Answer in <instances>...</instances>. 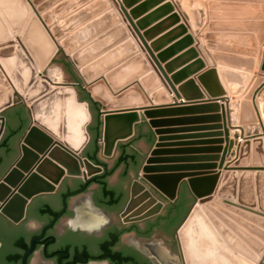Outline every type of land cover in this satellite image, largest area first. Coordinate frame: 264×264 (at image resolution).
Masks as SVG:
<instances>
[{
  "label": "water",
  "instance_id": "obj_1",
  "mask_svg": "<svg viewBox=\"0 0 264 264\" xmlns=\"http://www.w3.org/2000/svg\"><path fill=\"white\" fill-rule=\"evenodd\" d=\"M110 1L130 31L134 42L132 59H138L142 66L132 75L135 76L132 80L138 78L144 68L150 67L151 70L149 76L139 77L126 87H123L127 83L121 80L117 69L103 72L105 67L111 66V55L119 46L106 53L100 63H86L89 57L80 61L78 50L68 37L61 38L57 43L54 41L63 32L56 28L47 30L46 24L33 11L32 3L28 0H0V133L4 125V112L8 108L22 104L27 113V125L20 135L19 151L0 176V215L17 223L25 217L28 207L26 219L17 226L0 216V264H28L30 253L32 249L37 250V246H41L39 264H224L214 261V251L218 250L211 247L214 237H219L224 247L240 255L247 263L264 264V259H261L264 258V138L262 135L244 137L241 127L258 122L251 97L263 76L250 77L248 72L257 73L262 48H259L254 65H251V59L235 57L250 64L242 68L232 66L230 69L210 67L197 75L198 82L211 96L217 97L216 100H225L227 106L229 101L218 97L224 95L225 91L216 72L231 94L242 90L247 80L252 78L239 101L238 126L233 127L240 130L235 158L224 167L223 173H178L191 169L192 165L161 163L187 162L192 157L159 156L178 150L162 148L169 144L165 143L168 138L163 135L167 130L160 127L170 121L152 119L172 110H158V106L141 107L148 103L140 86L146 88L147 81L154 90L159 78L166 90L172 92L174 84L191 75L194 69L204 66L202 60L197 58L170 77L166 76L186 56H198L194 47L160 66L159 62H164L167 57L194 42L190 27L171 1L144 0L130 10L132 17H138L155 4L161 5L137 20L139 28L157 19L160 12L168 16L139 33V29L138 32L133 31L132 23L123 16L119 6ZM247 1L252 3L225 6H245L256 10L250 16L254 19L251 25H264V22H260L264 18L260 3L264 0ZM222 5L208 1L210 20L218 17L215 8ZM111 16V11L100 15L84 25L80 32L84 33ZM169 26L173 27L168 29ZM216 26L214 21L208 22L204 38L214 58H220L221 55L214 51L220 48L216 40L227 35L213 33L211 30ZM118 28L125 32L123 25L113 30ZM111 32L101 35L96 41L106 38ZM244 36L254 48L253 35L248 33ZM175 38L179 40L158 51L156 56L152 54V51L159 50ZM146 40H150L149 45ZM259 42L264 43V33ZM91 46L87 45L84 49ZM248 53L254 55L255 49L247 50ZM58 54L68 58L79 74L77 82L49 90V78L43 71ZM101 64L105 67H100ZM225 73L239 82L231 85L226 81ZM177 89L184 100L192 97V89L201 97L192 78L186 79ZM161 93L162 89H156L151 97L156 98L155 95ZM61 103L62 115L59 108ZM205 107L221 112L210 117L222 120L220 126L214 125L212 128H223L226 136L225 140L212 139L209 142L219 144L224 141L226 145L221 156L217 153L222 148L213 145L205 150L214 155L200 158L218 161V168H221L224 156L233 146V139H228L226 110L217 104ZM137 108H145L143 115L151 118L147 122L154 128L150 135L146 127L137 124L140 121L138 113L134 111ZM112 119L120 120L114 129L110 128ZM54 126L57 127L56 132ZM70 127L78 128L76 146H72L66 137L71 134L68 130ZM43 130L55 133L58 138L62 134L63 144L53 141ZM137 139H144L146 145L154 147L139 153ZM130 140L133 141L127 147H120ZM118 150L120 165L108 184L101 177L108 175L106 162ZM40 154L42 157H39ZM197 166L212 168L215 163ZM55 190V194H47ZM177 192L175 205L169 203L165 217L155 218V224L147 222L144 233L137 230V225L117 233L112 214L120 213L125 223L139 222L160 214L164 202H173ZM191 212L192 218L187 228H183ZM182 219L180 228L185 233L176 247L174 231ZM69 221H72V227H69ZM178 235L177 232V238ZM227 253L229 255L222 254L221 257H227V264H234L232 253Z\"/></svg>",
  "mask_w": 264,
  "mask_h": 264
},
{
  "label": "crops",
  "instance_id": "obj_2",
  "mask_svg": "<svg viewBox=\"0 0 264 264\" xmlns=\"http://www.w3.org/2000/svg\"><path fill=\"white\" fill-rule=\"evenodd\" d=\"M122 1L123 0H115V2L120 5L122 4ZM136 1L137 2L133 5V8L139 5L144 0H136ZM166 1H171L175 7V10L178 11L183 18H185L186 22L188 23L190 27L189 30L194 38V42L190 46L182 48L179 51L173 53L164 62H161V66L163 67L165 63L177 58L178 56H181L190 47L192 48L194 47V49L198 53V56H194V55L192 57L186 56V58L182 59V61L178 65H176L171 70V72L167 73L166 76L170 77L172 73L176 72L181 67L191 62L193 63L197 58H200L202 60L204 66L199 69H194L191 75L185 77L184 79H181L178 82V84H174L173 86L174 90L172 92H168L166 88L162 85V82L160 81V79L157 78L158 86L156 89H162L163 93L159 95H155L156 98L151 97V94L156 89L154 90L150 89L149 85L147 84H145L146 88L141 85L140 86L141 91L143 92L144 98L146 102L148 103L147 105H144L141 107L158 106L159 107L158 110H172V112L162 113L160 115L153 116L152 118V119L170 121L168 123H165L164 125H161L160 127L161 129L167 130L166 132H164L163 135H165L168 138L165 140V143L169 144V145L163 146L162 148L178 150L176 152L164 153L159 156L161 157H192L190 160H187V162L179 161V162L161 163V164L188 163L192 165L191 169H188L186 171H178V173L186 172V173L196 174V173H201L203 171H206V172L217 171V173L219 172L223 173L224 167H226V165L230 161V158L234 157V152L236 149L235 135L238 131H240L238 129H234L233 127L238 126L236 123V119L238 115L239 100L242 98V96H239L235 99H231V97L241 95L245 86L242 88V90L234 94H231L227 90L219 73L216 72L217 79L221 87H223L225 91L224 95L218 96V97H223V99L226 98L229 101L228 106H227V103L225 100L223 101L216 100L215 98L217 97L211 96V94L198 82L197 75H199L204 70L210 67L216 68L217 66H220V65L221 66L226 65V67L228 66L245 67L243 65L250 64L249 61L241 62L239 61V59H235V57L251 59L252 60L251 65H254L256 61V56H250L246 54L247 53L246 49H250L249 48L250 46H249V39L245 37L244 34L248 32V33H251L252 35L254 34L255 36L257 30L260 31L263 26L262 25H251L254 19H252L250 16L252 15V13H255L256 10H251L245 6H227V5L225 6V4L248 5L249 3H252V2H248L247 0H212V1H215L216 3L224 4V6L222 5V6H218L215 8V10L219 13V15L217 18L213 20H210L208 16L209 8L207 6V3L210 0H166ZM197 2L200 3L199 7L195 5L197 4ZM160 5L161 3L151 6L150 8H148L147 10L139 14V16L136 19L138 20V19H141L149 15ZM260 5H263L264 7V2H261ZM32 8L35 11V13L38 15L33 5H32ZM107 9L114 10V16H116L119 20L122 21L120 15L114 9L113 2L111 1L109 2ZM127 12H130V10L127 9ZM262 12L264 14V11ZM167 16H168L167 13L160 12V15L157 19L152 20V22L144 26V31L153 27L157 22L167 18ZM197 19L200 20L199 26L196 25ZM137 20H135L134 22L136 23ZM210 21H214L215 23H217V26L214 27L215 29L211 30L213 33H221V34L227 35L226 37L216 40L217 43L220 44L219 46L220 48L214 51L221 55L220 58H217V57L214 58V56L211 53L212 50L206 47V44L204 42L203 34L204 32L208 31V22ZM56 23L61 26V29L64 28L62 18L56 17ZM46 27L48 29V26ZM124 27L126 28L125 25ZM172 27L173 26H169L168 29ZM126 31L128 32V34H130V31L127 28H126ZM69 33L70 31L68 30L66 34H69ZM230 35H233V36H230ZM177 40H179V38H175L174 40H171L170 42L162 46L159 49V51L164 50L166 47L176 42ZM54 41L56 43L58 42L57 39H55ZM149 42H147L148 45H149ZM261 45H262V51H261V57L258 63L256 75H262L263 82H262V85L260 86V89L257 88L258 90L257 89L255 90L257 92H254L252 100L253 101L255 100V104H258V98H259L262 100L263 106H264V43H262ZM258 47H259V44H258ZM62 58L63 59L61 63H63V61H66L65 57H62ZM65 65L68 66L69 65L68 62ZM59 67L62 69L61 65ZM126 70H129V67ZM145 71L146 72L144 75H149L151 71L150 67H147ZM249 73L252 75V72H249ZM141 76L142 74L139 77ZM139 77L136 78L135 80L128 82L123 87H126L127 85H130V83H133L134 81L139 80L140 79ZM225 77H226V81H228V83H230L231 85H234L239 82L238 79L229 77L227 75ZM188 78H192L195 81V84L198 86V91L200 92L201 97L197 96L196 92L192 89V97L188 98V100H184L185 98L183 94L177 89V87ZM71 79L70 81H68V83L73 84L74 82H77L76 76L73 75ZM111 92L116 93V92H113L112 90ZM259 96H261V98ZM132 98H135V97L132 96ZM207 100H212V101L202 102V101H207ZM232 102L234 103L232 104ZM134 103H137V102H134ZM186 103H189V104H186ZM213 104H217L220 106L222 105V107L224 106V109L226 110V126L229 132L228 139H233V146L230 152L226 153V155L224 156L225 159H224V162L221 168H218V161H215V162L214 161H204L205 159L200 158L204 156L214 155L213 152H209L205 150L207 147H211L213 145H218L220 146V148H222L221 151L217 153L219 156H221L223 148L226 145L224 141H222L219 144H213L209 142L212 139L225 140V137H226L224 135L223 128L221 127L212 128L214 125L220 126L222 124L221 119L213 120V118H210L213 115H217V114L220 115L221 112L220 111L216 112L215 110H213V108L211 109L209 107H205L207 105H213ZM236 104H237V112L235 115V105ZM128 108H132V107H128ZM184 108H191L192 110H183ZM144 109L145 108H137L134 111L138 113L140 117V121L137 122V124H141L144 127H146L147 134L150 135L151 130H153L154 128L148 125L147 123L148 119H151V118H147L146 116L143 115ZM232 109H234V111H232ZM257 111L259 115V122L251 126H243L242 132H243V135L245 136L262 135L264 138V107L261 109L257 107ZM26 114L27 113H26L25 107L22 104H18L13 107H10L4 112V125L0 133V176L4 173V171L7 169L9 164L13 161V159L16 157L19 151L20 135L27 125V115ZM185 119H188V120H185ZM214 133H218V135L215 136L213 135ZM131 142H129V144ZM127 146H128V143L124 144V147H127ZM136 146L139 152H145L154 147L153 145L151 147H149V145H146L144 139H137ZM183 149H189V150L183 151ZM118 156H119V151H117L116 155L113 156V158L109 159V164L112 165L114 159L116 157L117 159L119 158ZM117 159L115 161H117ZM203 163L204 164L205 163H215V167L203 168V167L197 166V165H202ZM113 174L108 178V184L111 183L112 181L111 177H113ZM219 181H220V177L218 178V183ZM38 195H41V194H38ZM112 218H113L115 225L120 224L121 218L119 214L117 213L112 214ZM191 218H192V214H190L189 218L187 219V222L184 225L186 228ZM257 226L262 227L260 225H257ZM217 243L216 241H214V244L220 246V244H217ZM220 247L222 248V246ZM217 252H215V261L227 264V258H222L220 253H217ZM237 262H238L237 264H240L239 261Z\"/></svg>",
  "mask_w": 264,
  "mask_h": 264
},
{
  "label": "rangeland",
  "instance_id": "obj_3",
  "mask_svg": "<svg viewBox=\"0 0 264 264\" xmlns=\"http://www.w3.org/2000/svg\"><path fill=\"white\" fill-rule=\"evenodd\" d=\"M28 1L30 3H32V5L34 6V9L38 13L40 19H42V21L46 24V26H48L49 30L52 31L53 29L56 28L59 31L63 32L62 33L63 35L57 39L58 41H60L61 38H65V39H66V37L69 38V41L72 42V44L75 45L76 49L78 50L77 52H78V57H79L80 61L89 57V59L86 63L89 64V63H93L94 61L96 63H100V59H102L106 53H108L109 51H112L115 47L119 46V48H117L114 51V53L111 55V58H112L111 66H108V68H107V67H105L104 64H101L100 67H105L103 72L108 73L112 69H117L118 70L117 73H120V75H121L120 78L122 80H125L124 83H128V82L132 81V79L135 77V76L133 77L132 75H134V73H137L136 70L141 69L142 66H141V64L138 63V59H132L134 56V54L132 53V51H133L132 46H134V42L131 39L130 34H128V32L126 31V28L124 27L123 22L121 20H119L116 16H114V10H108L107 9V6H108L110 0H100V1H98V0H28ZM104 3H106V4H104ZM195 5L197 7H199L200 3L197 2V4H195ZM88 9H90V10H88ZM109 11L112 12L113 16L107 17L106 19H104V21H99V23L97 25H95L94 27H92L90 29H86L87 31L85 30L84 33L80 32L84 25L88 24L90 21L97 19L100 15H103L104 13H107ZM260 11L261 12L264 11L263 5H262V10H260ZM53 15H54V17H53ZM263 16H264V14H263ZM56 17L62 18V22H63V26H64L63 29H61V26L56 23ZM261 21L264 22V18H262V20H260V22ZM122 25H123V29L125 30V32L127 34L119 28L113 30V28H116V26H122ZM196 25L197 26L200 25V20H198V19L196 20ZM254 25H261V24L255 23ZM262 26L263 27L261 28L260 31L257 30L255 36L253 34V38L255 41V47L253 48L249 45L250 49H255V54L251 55L249 53L248 54L246 53L247 55L257 57L258 53L260 52L259 48L260 47L262 48V46H261L262 43L259 42V39H260V36L264 33V25H262ZM68 30L70 31V33L66 34V32ZM110 30L112 32L106 38L100 39L99 42L96 41V39H98V37L109 32ZM245 34H248V32ZM72 36H75L74 39L71 38ZM203 37H204V34H203ZM204 42H205V38H204ZM258 44H259V47H258ZM87 45H92V46L89 47L88 49H84V47H87ZM81 48H83V49H81ZM247 50H249V49H247ZM137 52H140V50H137ZM62 59H63L62 56L60 54H58L56 56L55 60L50 63L51 66L59 67L61 65L62 69L59 67L60 68L59 71H56L57 72L56 75L61 80L60 82H58V81L56 82L55 79L50 78L48 76L47 70L43 71V73L49 78L48 83L50 84L51 88H55L58 86L71 85L70 83H68V81H70V79L72 78L73 75L78 78L79 73H78L77 68H75L73 66V64L70 63V60H68V58H65L66 61H63V63H61ZM67 62L69 64L68 66L65 65V64H67ZM108 62L109 61H107V63ZM128 67H129V70H126V69H128ZM221 67H226V65L221 66ZM231 67L232 66H228L226 68L230 69ZM143 70H144V72H143ZM143 70L141 73L142 74L141 77H143V75L145 74L146 68H144ZM250 72H252V71H250ZM256 74L257 73L252 72V75H251L249 73L250 77L258 76ZM226 75L228 76L227 73H225V76ZM145 76H149V75H144V77ZM251 80H252V78L251 79L249 78L247 80V82L245 83L246 85L244 84L245 87L243 86L244 90L242 91V93L250 85ZM262 82H263V80L261 81V83H259V85L255 88V90L257 88L260 89ZM145 83L147 85H149L150 89H152V86H150V84L147 81ZM121 89H123V88H120L118 91H120ZM255 90H254V92H257ZM254 92H253V94H254ZM242 93L239 96H242V98H243ZM253 94L251 97V101L254 105L255 112H256V115L258 117V122H259V115H258L257 107L261 109L264 106H263L262 100L259 98H258V104H255V100L254 101L252 100ZM259 97L261 98V96H259ZM262 98H263V96H262ZM233 103L234 102H232V104ZM59 108H61L60 113L62 115L63 114L62 103H61V107H59ZM59 108H57V110ZM238 108H239V104H238ZM232 111H234V109H232ZM236 112H237V104L235 105V115H236ZM237 119H238V115H237ZM237 119H236V123H237ZM257 123H255V124H257ZM251 125H253V124L243 125V126H251ZM243 126H241V127H243ZM238 133H239V131L235 135L236 144H237V141L240 140V138L237 137ZM252 136L253 135H250V136L244 135V137H252ZM234 158H235V152H234V157L230 158V161L228 162V164H230ZM252 162L249 164L250 167H251ZM229 166L230 165H228V167ZM237 171H240V170H237ZM115 173L116 172H114L113 177H114ZM113 177H111V179H113ZM191 214H192V212H191ZM183 228H185V226ZM183 228L179 231V234H180V236L178 235L179 243H180V241H181V239L185 233V230ZM220 242L222 243L221 240H220ZM217 244H219V243H217ZM211 247H215L217 249L220 248L219 246H217L214 243H212ZM222 248L225 250L220 248V250H218L220 255H222V254L229 255L227 252H229V253L231 252L232 254L231 253L230 254L233 257L235 264L238 263L237 261H239L240 264H249L241 256L235 254L234 252H232V251L228 250L226 247H224L223 244H222ZM261 259H264V258L261 257Z\"/></svg>",
  "mask_w": 264,
  "mask_h": 264
},
{
  "label": "bare ground",
  "instance_id": "obj_4",
  "mask_svg": "<svg viewBox=\"0 0 264 264\" xmlns=\"http://www.w3.org/2000/svg\"><path fill=\"white\" fill-rule=\"evenodd\" d=\"M114 2H115V0H113ZM133 0H123L122 1V4L120 5V4H117L116 2H115V4L117 5V6H119V8H120V11H121V13L123 14V16L127 19V21L130 23H132V25H133V27H132V29H133V31H137L138 32V29H139V33H142L141 31H144V27L143 28H139V26H138V24H137V21H136V23L134 22L135 20H137L136 18L137 17H132V15L130 14V12H127V9H129V10H132L133 9V5L137 2L136 0L134 1V2H132ZM132 2V3H131ZM34 11V10H33ZM35 12V11H34ZM37 15V14H36ZM38 16V15H37ZM39 17V16H38ZM39 19H40V17H39ZM40 21H42V19H40ZM46 27V26H45ZM46 29H47V27H46ZM48 30V29H47ZM14 37H15V35H14ZM19 38H20V36H19ZM150 40H146V44H147V42H149ZM148 45V44H147ZM164 46V45H163ZM262 46V45H261ZM162 47V46H161ZM160 47V48H161ZM159 49V48H158ZM159 50H154V51H152V54L154 55V56H156V54H157V52H158ZM171 56V55H170ZM168 58V57H167ZM166 58V59H167ZM165 59V60H166ZM164 60V61H165ZM160 63V66H161V62H159ZM162 67V66H161ZM46 70H47V72H48V76L50 77V78H53V79H55L56 80V82L58 81V82H60L61 80H60V78L56 75L57 74V72L56 71H59V67H57V66H51V64H49L47 67H46ZM53 82V81H52ZM61 87H64V86H61ZM51 89H53V88H51V86H50V88H49V90H51ZM118 122H120V120H117V119H112L111 121H110V128H112V129H114V127H115V125H116V123H118ZM70 123V122H69ZM36 125V124H35ZM37 126V125H36ZM37 127H39V126H37ZM123 127V126H122ZM41 129V128H40ZM53 130L56 132L57 131V127H55L54 126V128H53ZM70 132H71V134H67L66 135V137H67V140H68V142H70V144L72 145V146H76L77 144H78V139H79V135H78V128L76 129V128H73V127H70L69 129H68ZM75 130H76V133H75ZM44 131V133H46L48 136H50L51 138H52V140L53 141H56L58 144H63V138H62V134H60L61 135V137L60 138H58V137H56V135H55V133L53 134V133H51V132H48V131H45V130H43ZM65 139V138H64ZM42 155L40 154V156L39 157H41ZM81 170L83 171V168H81ZM17 183V182H16ZM18 186V184L15 186V187H17ZM13 188L14 187H12V191H13ZM197 207H194V209H196ZM191 214V213H190ZM190 216V215H189ZM200 216H202L201 215V213H200ZM189 218V217H188ZM186 222H187V220H186ZM185 225V224H184ZM182 228V227H181ZM180 228V229H181ZM180 229H179V231H180ZM178 234H179V232H178ZM219 237H214V240H213V243H214V241L216 240V242H218L221 246H222V243L220 242V240L218 239ZM218 250H220V248L218 249ZM218 250H216V251H214V261H215V252H217ZM217 253H219V251L217 252ZM236 254V253H235ZM238 255V254H237ZM240 256V255H239ZM222 258H227V257H222ZM232 259H233V257H232ZM233 262H234V260H233ZM235 264V263H234Z\"/></svg>",
  "mask_w": 264,
  "mask_h": 264
},
{
  "label": "flooded vegetation",
  "instance_id": "obj_5",
  "mask_svg": "<svg viewBox=\"0 0 264 264\" xmlns=\"http://www.w3.org/2000/svg\"><path fill=\"white\" fill-rule=\"evenodd\" d=\"M134 140V139H133ZM133 140H130V141H128L127 143H128V145H129V142H131V141H133ZM126 143V144H127ZM120 147H124V144L123 145H120ZM96 150H97V146H96ZM119 151V150H118ZM117 153V152H116ZM140 153V152H139ZM116 155V154H115ZM114 155V156H115ZM119 157V156H118ZM111 158H113V157H111ZM117 159V157L114 159V161H113V164L112 165H110L109 164V161L108 162H106V164H107V166H108V168H107V171H108V175L107 176H105V177H101L103 180H105L107 183H108V178L115 172V171H117V169H118V167H119V165H120V160H119V158L117 159V161H115ZM14 160V159H13ZM138 171V170H137ZM136 171V172H137ZM58 190V189H57ZM57 190H55L54 192H50V193H47V194H55L56 192H57ZM178 198V192H177V196H176V198H175V200H173V202H171V201H166V202H164V206H163V208H162V210H161V213L160 214H158V215H155V216H151V217H149V218H146V219H144V220H141V221H139V222H129V223H125V222H123L122 221V219H121V222H120V224L119 225H115V227H116V230H117V233H119V232H121V231H123V230H126V229H128V228H130V227H133V226H135V225H137V230H139V231H141V232H143L144 233V231H145V227H146V223L147 222H150V223H153V224H155V218H164L165 217V214H166V211H167V208H168V204L169 203H171V205H175V201H176V199ZM32 201V200H31ZM31 201H30V203H31ZM29 203V204H30ZM192 205V204H191ZM124 207V206H123ZM190 208V207H189ZM27 210H28V207H27ZM27 210H26V214H25V217L23 218V219H21L19 222H17V223H13V222H11V221H9V220H7L5 217H3L2 215H0V216H2L4 219H6L8 222H10L11 224H13L14 226H17V225H19L23 220H25L26 219V217H27ZM188 211V210H187ZM187 213V212H186ZM117 214H119V216H120V213H117ZM185 216H186V214H185ZM185 216L183 217V219L185 218ZM121 218V217H120ZM183 219L180 221V223L177 225V227L175 228V231H174V238H175V241H176V247H178L179 246V237L177 238V232H179V229H180V225H181V222L183 221ZM179 236H180V234H179ZM40 251H41V246H37V250H35V249H32V251H31V253H30V257H29V260H28V264H39L40 262H41V260H39V256H40Z\"/></svg>",
  "mask_w": 264,
  "mask_h": 264
},
{
  "label": "clouds",
  "instance_id": "obj_6",
  "mask_svg": "<svg viewBox=\"0 0 264 264\" xmlns=\"http://www.w3.org/2000/svg\"><path fill=\"white\" fill-rule=\"evenodd\" d=\"M68 224H69V227H72L73 226L72 225V221H69Z\"/></svg>",
  "mask_w": 264,
  "mask_h": 264
},
{
  "label": "trees",
  "instance_id": "obj_7",
  "mask_svg": "<svg viewBox=\"0 0 264 264\" xmlns=\"http://www.w3.org/2000/svg\"><path fill=\"white\" fill-rule=\"evenodd\" d=\"M105 181V180H104Z\"/></svg>",
  "mask_w": 264,
  "mask_h": 264
}]
</instances>
